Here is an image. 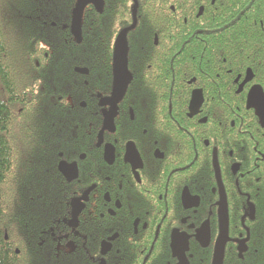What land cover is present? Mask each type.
Returning a JSON list of instances; mask_svg holds the SVG:
<instances>
[{"label":"flooded vegetation","instance_id":"flooded-vegetation-1","mask_svg":"<svg viewBox=\"0 0 264 264\" xmlns=\"http://www.w3.org/2000/svg\"><path fill=\"white\" fill-rule=\"evenodd\" d=\"M77 2L62 30L79 47L89 11L86 61L44 110L61 126L54 264H264V0H91L79 42Z\"/></svg>","mask_w":264,"mask_h":264},{"label":"trees","instance_id":"trees-1","mask_svg":"<svg viewBox=\"0 0 264 264\" xmlns=\"http://www.w3.org/2000/svg\"><path fill=\"white\" fill-rule=\"evenodd\" d=\"M73 5L0 0V264L55 263L50 234L64 206L50 160L61 126L44 110L55 108L73 80L71 66L86 61L89 11L79 47L62 30ZM97 28L94 44H111L101 23Z\"/></svg>","mask_w":264,"mask_h":264},{"label":"water","instance_id":"water-1","mask_svg":"<svg viewBox=\"0 0 264 264\" xmlns=\"http://www.w3.org/2000/svg\"><path fill=\"white\" fill-rule=\"evenodd\" d=\"M93 1V0H92ZM93 3L96 9L101 12L102 0H94ZM91 0H78L75 9L73 11L70 32L75 38L77 42L80 40V28H81V16L83 8L89 3ZM135 10V8H134ZM133 26L129 29L131 30ZM128 30L123 31L119 34L116 39L115 49H114V57H113V66L115 71V89H118L120 85H123V88L126 86L124 83H120V77L116 73H120L121 71H126V53H127V43H126V34ZM123 93V90L122 92Z\"/></svg>","mask_w":264,"mask_h":264}]
</instances>
